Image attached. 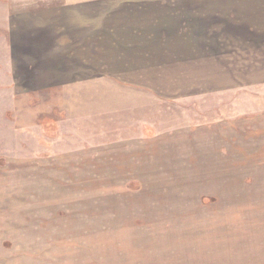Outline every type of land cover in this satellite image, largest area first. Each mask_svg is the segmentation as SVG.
Here are the masks:
<instances>
[{
    "label": "rangeland",
    "instance_id": "rangeland-1",
    "mask_svg": "<svg viewBox=\"0 0 264 264\" xmlns=\"http://www.w3.org/2000/svg\"><path fill=\"white\" fill-rule=\"evenodd\" d=\"M181 1L0 0V264H264V46Z\"/></svg>",
    "mask_w": 264,
    "mask_h": 264
},
{
    "label": "crops",
    "instance_id": "crops-1",
    "mask_svg": "<svg viewBox=\"0 0 264 264\" xmlns=\"http://www.w3.org/2000/svg\"><path fill=\"white\" fill-rule=\"evenodd\" d=\"M181 3L187 9H192V11L188 13V18L189 20H193L194 25L197 22V27L202 24L210 26L207 27L204 32L200 31L196 33L195 31L194 34L196 36L224 34L226 37H241V42H253V44L257 45L259 48L264 46V0H182ZM149 14L151 13H148L147 17H144L146 19L145 24H147L145 25L146 28H151L153 26L154 20L150 21L152 18ZM117 15L119 16H116V18H125V16H129V19L134 20L137 18H132V16H139V19H143L141 13L137 15L131 13H118ZM213 21H215V24H212ZM218 21H222L221 24L225 25V32L211 31L212 25L216 26ZM128 26L130 29L126 27V30H132L135 34L137 23H130ZM134 26L136 27L133 28ZM141 26L144 27L143 24H141ZM130 33L133 34L132 32ZM177 34L184 35L190 33L181 32ZM49 53H52V51L50 50ZM44 58H46V56Z\"/></svg>",
    "mask_w": 264,
    "mask_h": 264
}]
</instances>
